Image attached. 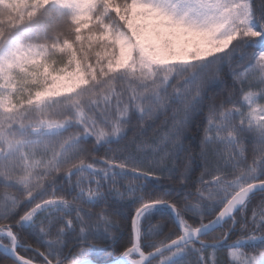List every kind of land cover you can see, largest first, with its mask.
<instances>
[{
  "label": "snow or ice",
  "instance_id": "snow-or-ice-1",
  "mask_svg": "<svg viewBox=\"0 0 264 264\" xmlns=\"http://www.w3.org/2000/svg\"><path fill=\"white\" fill-rule=\"evenodd\" d=\"M0 185V264H264V0H0Z\"/></svg>",
  "mask_w": 264,
  "mask_h": 264
},
{
  "label": "trees",
  "instance_id": "trees-1",
  "mask_svg": "<svg viewBox=\"0 0 264 264\" xmlns=\"http://www.w3.org/2000/svg\"><path fill=\"white\" fill-rule=\"evenodd\" d=\"M224 76L226 79L227 77V71L225 70ZM227 87H231V81L230 79L228 80V85ZM222 88H216L214 89V92H222ZM206 114V113H205ZM171 118V113H168L166 116L162 115L159 120H156L154 123L153 128H150L148 131V136L151 137L156 129H158L164 122L165 119H170ZM205 127V121H204V115H201L197 121L193 124L190 125L188 128V139L185 141L187 149L196 156L197 161L200 160L199 158V151H200V141L201 137L203 135V128ZM132 133H129V136H131ZM104 154V150H101L98 152L96 155L101 156ZM249 153V157H250ZM202 164V161L200 162ZM200 164H194L193 166V172H192V178L195 180L199 175L200 172L203 170V168L200 166ZM167 182V181H165ZM4 188L2 185H0V192H3ZM15 191V190H11ZM115 219L119 221L120 223V245L116 247L115 255H119L121 251H123V247L127 246L130 238H131V228H130V219L127 217H121V216H116ZM29 243H32L34 246H38L36 244V241L33 240L31 237H29Z\"/></svg>",
  "mask_w": 264,
  "mask_h": 264
}]
</instances>
